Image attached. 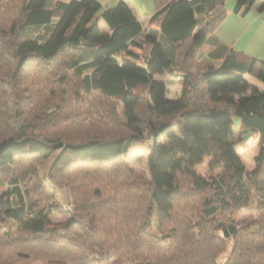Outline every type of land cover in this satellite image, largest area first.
I'll return each mask as SVG.
<instances>
[{
  "label": "trees",
  "instance_id": "obj_1",
  "mask_svg": "<svg viewBox=\"0 0 264 264\" xmlns=\"http://www.w3.org/2000/svg\"><path fill=\"white\" fill-rule=\"evenodd\" d=\"M225 1L154 0L143 30L123 0L102 10L96 0H0V264H214L210 251L227 241L226 264H264V90L245 81L264 86V62L215 37ZM234 1L243 14L256 2ZM183 45L199 72L176 74ZM153 64L181 77L177 99ZM80 116L83 136L63 134ZM233 117L243 141L259 138L251 171ZM150 139L138 175L126 156ZM50 158V178L74 202L58 224L43 180L24 167ZM205 160L207 178L196 171ZM255 192L260 219L244 230L234 217Z\"/></svg>",
  "mask_w": 264,
  "mask_h": 264
},
{
  "label": "rangeland",
  "instance_id": "obj_2",
  "mask_svg": "<svg viewBox=\"0 0 264 264\" xmlns=\"http://www.w3.org/2000/svg\"><path fill=\"white\" fill-rule=\"evenodd\" d=\"M54 1V0H53ZM101 5V10L108 7H113L111 4V0H96ZM113 1V0H112ZM117 0H115L116 3ZM126 1L131 5V8L134 10L135 15L140 22V24L143 27V30L147 28V21L152 16L156 10L155 2L154 0H123ZM264 1V0H260ZM231 2H234L233 0H226L225 5L227 3V7H229V4ZM226 19V18H225ZM253 19H251L252 21ZM225 21V20H224ZM251 24H244L243 27L238 26V33L236 36L231 37L229 34L227 43L232 45L228 47L233 48L234 50L240 52V50L244 51L245 53H252V57L257 56L264 59V32L261 30L252 28L248 29L247 26H251L254 24V21ZM100 27L105 30L106 27L102 21H99ZM241 28V30H240ZM254 28V27H253ZM247 30V32H246ZM231 31V29H230ZM246 32V33H245ZM187 45H183L179 50L178 55V67L180 69H176V74L181 76V73L188 72L195 74L196 72H199V68L196 67L195 64V58H197V55H194L191 57V52L189 54L186 52ZM137 52V51H134ZM138 53V52H137ZM256 58V57H254ZM191 59V60H190ZM259 59V58H256ZM260 61H263L262 59H259ZM198 61H201L198 58ZM156 66L155 64H153ZM139 68L143 70L149 69L148 66H145L142 62L138 64ZM152 75L155 81L159 83H163L166 86L167 89V99L169 100H175L180 96L181 93V85H182V79L181 77H176L172 75H167L164 73L162 69H160L158 66L152 68ZM156 69V70H155ZM183 72H180V71ZM248 82V85L250 82L256 83V81L252 78L246 79ZM258 83V82H257ZM259 84V83H258ZM74 85V83H73ZM72 85V86H73ZM251 86V84H250ZM246 88V87H245ZM253 88L249 87L247 92L250 93ZM114 104L117 106V109L120 108V104L117 101H113ZM76 114V113H75ZM78 116V114H77ZM76 118V117H73ZM148 119L146 116H141V120L145 121ZM83 116H80L75 119L77 123L73 124V127L70 126L69 128H66L68 126H65V130L63 131V134L67 131L66 135H70L73 138H77L79 136H83V131H78L80 129V126L82 125ZM234 125L233 129L235 130L233 140L235 142V148L237 150L239 158L242 160V163L244 164L246 170L251 171L255 167V157L258 155L259 152V138L257 136H252L248 141H243V135L238 133V129L240 128L239 120L236 117H233ZM86 137V136H85ZM83 137V138H85ZM163 140H160V143H162ZM154 143L153 139L142 141V142H135L132 144L131 148L128 151V154L126 156V163L127 166L132 169L136 174L146 176L147 173V163H148V155H149V148ZM33 162V161H32ZM53 164V158L47 159V160H40L35 161L33 163H29L25 165V168L35 167L37 170V178L40 180H43V185H41V190H39V193H42L43 195H48L52 200H50V204H53V206H56L54 211L49 217V221L52 224H58L66 222L69 218L70 210L74 208V202L73 197L71 195L70 190L65 188L61 182L53 180L50 178V170L52 168ZM24 167L21 169L24 172ZM196 171L199 175H201L204 178H207L209 175H211V172L209 170L208 161L205 160L200 166L196 168ZM217 171H214L212 174H216ZM22 176L31 177L30 173H24ZM259 198L257 197V193L255 192L253 196V203L250 210H241L235 214V221L238 224H241L242 229L246 230L248 229L252 224L257 222L258 219H260V214L257 213L256 209L258 206ZM177 216V215H175ZM234 244V241H227L226 245L222 252H220V248H217L216 250L213 249L210 251L212 258L215 257V260L213 261L214 264H226L228 261L229 256L231 255L232 246ZM221 246V245H220ZM19 264H26V260L19 259ZM42 261V259L38 258L37 262Z\"/></svg>",
  "mask_w": 264,
  "mask_h": 264
},
{
  "label": "crops",
  "instance_id": "obj_3",
  "mask_svg": "<svg viewBox=\"0 0 264 264\" xmlns=\"http://www.w3.org/2000/svg\"><path fill=\"white\" fill-rule=\"evenodd\" d=\"M110 2H111V4H114L112 6H115V4L117 3V1L115 3V0H113V1L111 0ZM263 2L264 1L256 0L255 4L244 14H243V10H244V8H246L245 6L243 7V9H241V11L239 13H235L234 8H235L236 2L235 1L231 2L229 4V7H227V3H226L225 9L227 12V16H226L225 21H223V23L220 25V27L215 31V33H214L215 37L218 40H220V42L227 45L228 43L226 40H228L229 34H231L230 35L231 37L236 36V34L239 31L237 28L238 26L243 27L245 23L251 24V23H253L252 21H254V24L251 26L250 25L247 26L248 29L252 28V30L257 29V30H261L264 32V11L260 12V10H259V7H260L261 3H263ZM251 19H253V20L251 21ZM230 29H231V31H230ZM240 30H241V28H240ZM246 32H247V30H246ZM228 45L232 47V45H230V44H228ZM240 52L244 53L245 55H247L249 57H252V53H245L242 50H240ZM254 57L264 60L261 57H257V56H254ZM246 79H248L247 76L245 77V81H247ZM250 84H251V87H253L257 91L264 90V86L261 84H258L257 82L256 83L250 82Z\"/></svg>",
  "mask_w": 264,
  "mask_h": 264
}]
</instances>
